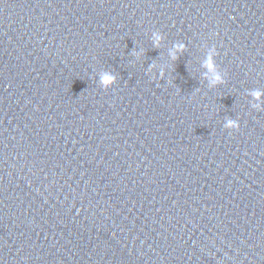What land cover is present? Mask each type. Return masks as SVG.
Returning a JSON list of instances; mask_svg holds the SVG:
<instances>
[{"label": "water", "instance_id": "95a60500", "mask_svg": "<svg viewBox=\"0 0 264 264\" xmlns=\"http://www.w3.org/2000/svg\"><path fill=\"white\" fill-rule=\"evenodd\" d=\"M257 91L264 0H0V264H264Z\"/></svg>", "mask_w": 264, "mask_h": 264}, {"label": "clouds", "instance_id": "9594fccd", "mask_svg": "<svg viewBox=\"0 0 264 264\" xmlns=\"http://www.w3.org/2000/svg\"><path fill=\"white\" fill-rule=\"evenodd\" d=\"M161 39H162V37L158 33L155 34V40L157 42H159ZM183 47H184L183 45H177L178 50L183 49ZM214 51L215 50H213V53H210L206 66L208 67V69L210 71H212L214 73V80L219 82L222 80V78L218 74H215L216 69H215V64H214V60H213ZM115 80H116L115 76L108 74V73H105L102 77V83L105 85V87H107L111 84H114ZM253 95L256 97L257 100H259V99H261V96L264 94L257 91V92H254ZM227 126L230 128H238V124L235 121H231V120L228 122Z\"/></svg>", "mask_w": 264, "mask_h": 264}]
</instances>
